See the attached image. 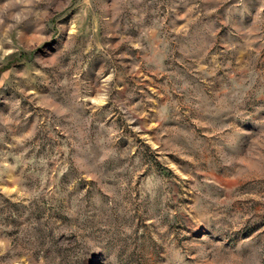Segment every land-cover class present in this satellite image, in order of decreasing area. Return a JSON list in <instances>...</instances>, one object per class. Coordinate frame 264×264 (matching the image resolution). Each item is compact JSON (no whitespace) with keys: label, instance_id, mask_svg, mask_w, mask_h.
Masks as SVG:
<instances>
[{"label":"rangeland","instance_id":"1","mask_svg":"<svg viewBox=\"0 0 264 264\" xmlns=\"http://www.w3.org/2000/svg\"><path fill=\"white\" fill-rule=\"evenodd\" d=\"M0 264H264V0H0Z\"/></svg>","mask_w":264,"mask_h":264}]
</instances>
